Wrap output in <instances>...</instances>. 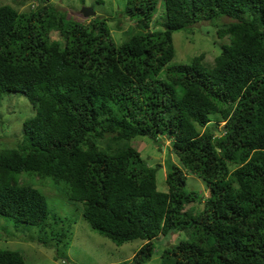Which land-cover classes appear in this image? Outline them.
Segmentation results:
<instances>
[{"label": "trees", "instance_id": "trees-1", "mask_svg": "<svg viewBox=\"0 0 264 264\" xmlns=\"http://www.w3.org/2000/svg\"><path fill=\"white\" fill-rule=\"evenodd\" d=\"M35 2L0 4V100L21 93L36 106L20 142L0 149V215L67 245L69 225L46 221L43 195L13 180L24 172L80 202L111 242L141 239L127 264H144L172 233L180 238L161 251L163 264H264V0H125L136 31L118 45L106 17L63 22L48 0ZM220 17L229 21L216 22L215 36L227 42L211 65L202 53L167 65L173 31ZM160 135L180 162L167 167L166 191L130 144ZM187 172L207 196L186 188ZM0 264L25 263L0 249Z\"/></svg>", "mask_w": 264, "mask_h": 264}, {"label": "rangeland", "instance_id": "rangeland-1", "mask_svg": "<svg viewBox=\"0 0 264 264\" xmlns=\"http://www.w3.org/2000/svg\"><path fill=\"white\" fill-rule=\"evenodd\" d=\"M48 2L62 11L63 22L72 18L86 23L90 16H82L80 13L82 7H90L95 15L106 17L109 36L114 45H118L136 31L134 19L131 20L122 13L125 0H48ZM0 4H9L18 11H24L35 7L36 2L35 0H0ZM160 13L161 4L159 3L153 10L152 22ZM218 19L214 22V26L199 23L190 29L173 31L171 35L173 57L167 65L188 62L191 57L199 53L203 54L202 62L211 65L213 57L220 51V46L227 42L226 37L215 36V28L216 22L224 23L229 21V18ZM149 28L150 30L158 29L160 25L152 23ZM51 37L58 39V34L52 32ZM35 113L36 106L23 94L3 93L0 100V149L15 147L20 142L22 122ZM130 144L137 149L148 166L155 168L157 190L166 191L164 176L167 167L172 163L180 166L177 156L168 148V139L160 135L153 142L146 136H135L131 138ZM22 178L24 179L21 180ZM13 180L18 184H28L43 195L48 209L46 221H51L56 216L61 218L63 227L69 225L67 245L61 248L60 244L55 243L49 236V233L40 231L37 226L14 223L0 215V249L19 252L25 264H127V260L142 243L141 239H132L122 244H115L99 235L82 217L81 203L66 200L63 193L49 183L48 178L39 179L37 176L20 172L13 175ZM185 186L204 197L208 194L202 180L188 172ZM58 223L54 228H58L60 225ZM179 238L180 233L158 236L154 240V253L144 264H163L161 251L165 246L176 243ZM42 239L47 240L46 245H43ZM55 248H58V251Z\"/></svg>", "mask_w": 264, "mask_h": 264}, {"label": "water", "instance_id": "water-1", "mask_svg": "<svg viewBox=\"0 0 264 264\" xmlns=\"http://www.w3.org/2000/svg\"><path fill=\"white\" fill-rule=\"evenodd\" d=\"M80 13L83 17L93 16L95 13L90 7H82Z\"/></svg>", "mask_w": 264, "mask_h": 264}, {"label": "clouds", "instance_id": "clouds-1", "mask_svg": "<svg viewBox=\"0 0 264 264\" xmlns=\"http://www.w3.org/2000/svg\"><path fill=\"white\" fill-rule=\"evenodd\" d=\"M94 15H95V14H94ZM94 15H93V16H94ZM88 17H89V16H88ZM90 17H92V16H90ZM61 263H63V260H61Z\"/></svg>", "mask_w": 264, "mask_h": 264}]
</instances>
